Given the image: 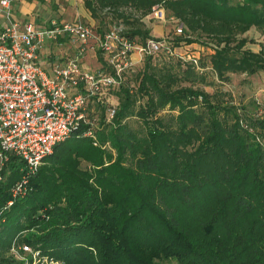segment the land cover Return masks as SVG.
<instances>
[{
    "label": "trees",
    "instance_id": "obj_1",
    "mask_svg": "<svg viewBox=\"0 0 264 264\" xmlns=\"http://www.w3.org/2000/svg\"><path fill=\"white\" fill-rule=\"evenodd\" d=\"M156 4L181 24L175 45L208 41L219 81L264 71V0H82L91 18L139 44L157 39L143 22ZM250 28L262 36L256 51L245 47ZM150 56L135 86L127 72L112 90L109 121L96 105L94 138L79 124L41 159L23 196L10 195L21 164L9 157L0 264H23L13 242L63 264H264V116L199 87L196 59L178 57L173 69Z\"/></svg>",
    "mask_w": 264,
    "mask_h": 264
},
{
    "label": "built area",
    "instance_id": "obj_2",
    "mask_svg": "<svg viewBox=\"0 0 264 264\" xmlns=\"http://www.w3.org/2000/svg\"><path fill=\"white\" fill-rule=\"evenodd\" d=\"M13 0H0L2 14L8 18ZM156 22L173 24L174 33L182 27L177 19L166 18L160 5L145 16ZM69 42L74 48L70 58L53 54L43 65L41 52ZM166 34L157 39L135 43L123 34L121 25L95 32L89 23L49 18L41 23L10 21L0 27V170L12 156L20 162V175L10 186L11 197L23 196L28 177L53 146L64 140L79 124H87L84 133L94 138L97 118L93 107H104L109 121L116 107L112 90L134 66L131 53L153 55L164 49L170 53ZM102 55L105 68L90 70L82 66L87 52ZM47 66V67H46ZM94 145L96 141L92 142ZM1 179V175H0ZM11 200L7 202V205ZM1 221V220H0ZM10 254L23 264H63L43 256L27 243L13 242Z\"/></svg>",
    "mask_w": 264,
    "mask_h": 264
},
{
    "label": "rangeland",
    "instance_id": "obj_3",
    "mask_svg": "<svg viewBox=\"0 0 264 264\" xmlns=\"http://www.w3.org/2000/svg\"><path fill=\"white\" fill-rule=\"evenodd\" d=\"M47 3L48 7L46 9H48V14L43 15V17L51 16L57 18L60 21L80 20L91 24L95 32L97 29H100L102 32L104 29L112 25L109 22H106L105 25H102L101 22L99 23L95 19L86 20L82 14L79 13L80 2L77 0H73L69 3L67 1ZM0 12L2 13L1 9ZM34 18L39 19L41 16H35ZM143 22L146 28L149 30L150 35H154L151 31L154 25H161V35L166 33L170 39L166 46L170 50V53L167 54L164 49H161V51L158 53L151 55L150 62L152 65L156 67H173V69H175L176 62L180 60L178 57H181L183 61H187L192 58L196 59L198 66L200 65L199 62L203 64L202 67H198V71L204 74V81L206 82V84H199V87L209 94L215 93L219 98H223V100L225 99L226 101L233 103L234 106L242 107L240 111L244 113L264 116V71H258L252 75L243 73H230L228 74V80L219 81L210 71L208 65V56L212 52L208 41L203 40L204 42H193L189 44H185L183 41H180L175 45L174 37L178 36V34L174 33L173 24L169 22V20L165 23H160L144 17ZM243 36L247 39L245 47L256 51L258 44L262 41V36H260L259 33L253 28H250L243 34ZM134 41L135 43H138L137 40L134 39ZM54 51L57 52V55H61L63 59L70 58L74 54V48L70 46L69 42L63 43L60 46H55ZM133 52L136 51L134 50ZM90 53L92 52L90 51ZM137 55L139 57L138 62L134 64L129 75L126 77L130 85L133 86H135L137 83L136 75L141 71L144 62V56H140L139 54ZM88 65H90L91 68L94 67L91 66V64ZM182 84L186 85L185 82ZM112 102H115V99L112 100ZM167 112L168 111L163 110L160 112V114H168ZM90 114H92L97 119L99 118V111L95 110L94 107ZM130 125L133 129L139 128L138 123L135 122L134 119L130 120ZM254 141L257 142L256 139ZM82 166H84V164H82ZM162 264H175V262L174 260H168L163 261Z\"/></svg>",
    "mask_w": 264,
    "mask_h": 264
},
{
    "label": "crops",
    "instance_id": "obj_4",
    "mask_svg": "<svg viewBox=\"0 0 264 264\" xmlns=\"http://www.w3.org/2000/svg\"><path fill=\"white\" fill-rule=\"evenodd\" d=\"M63 1H67L68 3L73 1V0H13L10 6V13H9V17L6 18L1 12H0V27L3 25H6L8 22L10 21H22V20H30L33 23H41L49 18H55V17H43V15L48 14V9H46L47 6V2L49 3H57V2H63ZM78 2H80V8H79V13L82 14V16L86 19V20H91L93 18L90 17L89 13L85 10V8L82 5V0H77ZM82 10V11H81ZM82 12V13H81ZM35 16H41V18L36 19L34 18ZM33 17V18H31ZM57 19V18H56ZM64 21V20H61ZM91 25V24H90ZM154 35L151 34V36L153 37H163L166 35V33L164 35L162 34V26L161 25H154L152 27V30ZM55 48V47H54ZM54 48L51 49V52H49V48H47V50H43L41 52V57L43 59V65H47V61H52L51 58L53 57V54L57 55V52L54 51ZM87 52L83 59H82V66L85 68H91L90 70H97V69H101V64L100 62L97 60V53H90ZM138 53L136 52H132L131 53V59L134 63L138 62ZM96 55V56H95ZM57 56H61V55H57ZM102 56V55H101ZM47 67V66H46Z\"/></svg>",
    "mask_w": 264,
    "mask_h": 264
}]
</instances>
